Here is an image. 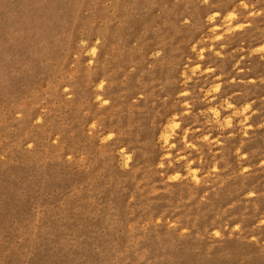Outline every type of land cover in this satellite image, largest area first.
<instances>
[{
    "label": "rangeland",
    "instance_id": "1",
    "mask_svg": "<svg viewBox=\"0 0 264 264\" xmlns=\"http://www.w3.org/2000/svg\"><path fill=\"white\" fill-rule=\"evenodd\" d=\"M0 264H264V0H0Z\"/></svg>",
    "mask_w": 264,
    "mask_h": 264
}]
</instances>
